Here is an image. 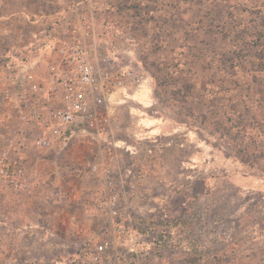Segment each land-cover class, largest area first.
I'll list each match as a JSON object with an SVG mask.
<instances>
[{
	"label": "rangeland",
	"instance_id": "1",
	"mask_svg": "<svg viewBox=\"0 0 264 264\" xmlns=\"http://www.w3.org/2000/svg\"><path fill=\"white\" fill-rule=\"evenodd\" d=\"M80 8L118 23L125 61L147 80L114 106L113 139L138 151L135 159L123 153L144 175L139 201L155 209L146 217L179 220L192 249L155 264H264V0H92ZM70 20L51 28L48 44ZM18 53L38 58L35 69L50 60ZM8 55L0 50V63H11ZM93 150L31 154L36 191L0 190V264H72L104 226L92 194L100 181L80 175ZM32 221L40 227L14 229Z\"/></svg>",
	"mask_w": 264,
	"mask_h": 264
},
{
	"label": "built area",
	"instance_id": "2",
	"mask_svg": "<svg viewBox=\"0 0 264 264\" xmlns=\"http://www.w3.org/2000/svg\"><path fill=\"white\" fill-rule=\"evenodd\" d=\"M83 3L74 4L67 30L47 46L50 60L44 68L0 63L5 70L0 77V190L18 196L36 191L40 172L30 166L31 154L58 157L77 146L90 147L94 150L80 175L100 181L92 194L106 220L80 244L72 264H155L169 252H191L179 220L146 217L155 209L139 201L144 175L124 161L125 152L135 159L138 151L113 139L114 106L147 80L125 61L118 23L99 22L80 8ZM5 117L10 126L3 124Z\"/></svg>",
	"mask_w": 264,
	"mask_h": 264
},
{
	"label": "crops",
	"instance_id": "3",
	"mask_svg": "<svg viewBox=\"0 0 264 264\" xmlns=\"http://www.w3.org/2000/svg\"><path fill=\"white\" fill-rule=\"evenodd\" d=\"M84 1L86 0H0V50H4L5 53L7 51L11 63L36 67L39 63L38 58L19 60L18 52L27 50L30 54L36 52V55L39 52H47L48 32L62 20L72 18L74 4ZM53 20L56 22L53 23ZM6 222L3 221L2 226L4 234H10L13 224ZM38 227H40L38 223L32 221L28 225L24 224L14 229L21 233L23 230L30 231ZM14 240L15 245L23 244L22 241Z\"/></svg>",
	"mask_w": 264,
	"mask_h": 264
}]
</instances>
